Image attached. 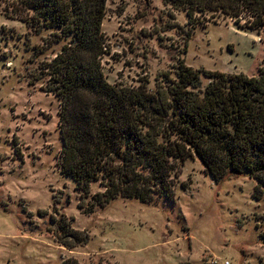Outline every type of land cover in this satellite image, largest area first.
I'll return each instance as SVG.
<instances>
[{"label": "rangeland", "instance_id": "1", "mask_svg": "<svg viewBox=\"0 0 264 264\" xmlns=\"http://www.w3.org/2000/svg\"><path fill=\"white\" fill-rule=\"evenodd\" d=\"M7 1L0 0V264H264V194L253 197L256 181L245 174L216 181L197 157L171 174L172 199L117 197L85 211L102 187L92 182L83 198L61 172L60 99L38 78L40 62L60 44L47 48L49 31L35 33L6 16ZM105 10L101 62L110 83L145 82L155 90L180 60L248 75L264 66V24L252 29L198 15L189 21L163 0H106ZM60 215L87 232L85 244L59 245Z\"/></svg>", "mask_w": 264, "mask_h": 264}, {"label": "trees", "instance_id": "2", "mask_svg": "<svg viewBox=\"0 0 264 264\" xmlns=\"http://www.w3.org/2000/svg\"><path fill=\"white\" fill-rule=\"evenodd\" d=\"M163 1L184 11L189 21L198 15L222 17L252 29L264 24V0ZM105 4L106 0H8L4 9L30 31H49L47 48L60 44L51 58L40 62L38 78H44L43 91L60 99L61 172L83 198L92 182L102 187L90 196L85 211L117 197L141 202L155 195L172 199L171 174L190 157H197L216 181L228 175L253 178V197L261 198L264 66L248 75L194 69L180 60L173 71L161 74L155 90L145 82L110 83L101 62L106 49ZM200 73L208 79L205 85ZM78 207H83L81 201ZM71 220L65 215L54 219L56 241L69 249L88 240L87 232L74 228ZM260 235L264 246V232Z\"/></svg>", "mask_w": 264, "mask_h": 264}, {"label": "built area", "instance_id": "3", "mask_svg": "<svg viewBox=\"0 0 264 264\" xmlns=\"http://www.w3.org/2000/svg\"><path fill=\"white\" fill-rule=\"evenodd\" d=\"M209 262H210V263H214L215 260H214V259H210ZM224 264H229V262H228L227 260H225V261H224Z\"/></svg>", "mask_w": 264, "mask_h": 264}]
</instances>
